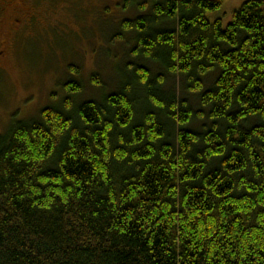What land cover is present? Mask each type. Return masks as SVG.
Segmentation results:
<instances>
[{
  "label": "trees",
  "instance_id": "16d2710c",
  "mask_svg": "<svg viewBox=\"0 0 264 264\" xmlns=\"http://www.w3.org/2000/svg\"><path fill=\"white\" fill-rule=\"evenodd\" d=\"M225 2L125 0L123 85L0 134V264H264V0Z\"/></svg>",
  "mask_w": 264,
  "mask_h": 264
},
{
  "label": "rangeland",
  "instance_id": "374dc122",
  "mask_svg": "<svg viewBox=\"0 0 264 264\" xmlns=\"http://www.w3.org/2000/svg\"><path fill=\"white\" fill-rule=\"evenodd\" d=\"M124 1L48 0L52 9L66 3L67 10L52 15L51 9V16H37L32 26L17 37L18 42L11 47L8 59L0 61V134L14 123L13 120H38L43 109L60 107L68 97L65 84L71 77L83 86L82 93L74 99L75 109L85 100L100 101L123 85L127 79L126 64L133 60L128 53L133 43H111L110 40L126 19V14L119 15V5ZM245 1L226 0L222 8L208 14V18L211 21L221 18L227 26ZM43 3L44 0L41 6ZM71 6L84 9L82 15H69L67 11ZM142 64L153 75L161 71L157 65ZM70 66L80 71L79 76ZM95 74L101 80L97 85L92 80ZM169 81L163 86L166 87L164 92L172 86L179 89V78ZM191 100L195 111L202 109L197 100Z\"/></svg>",
  "mask_w": 264,
  "mask_h": 264
},
{
  "label": "flooded vegetation",
  "instance_id": "af4514ba",
  "mask_svg": "<svg viewBox=\"0 0 264 264\" xmlns=\"http://www.w3.org/2000/svg\"><path fill=\"white\" fill-rule=\"evenodd\" d=\"M0 0V61L8 59L12 46L27 27L32 26L37 16H51L48 0ZM66 3L52 9V15L67 10ZM2 33V34H1Z\"/></svg>",
  "mask_w": 264,
  "mask_h": 264
}]
</instances>
